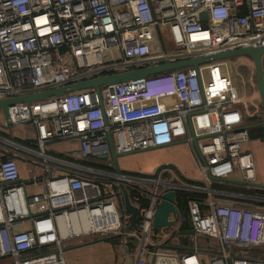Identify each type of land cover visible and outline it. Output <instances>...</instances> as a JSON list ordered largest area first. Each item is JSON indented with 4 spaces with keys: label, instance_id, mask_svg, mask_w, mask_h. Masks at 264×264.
<instances>
[{
    "label": "built area",
    "instance_id": "obj_1",
    "mask_svg": "<svg viewBox=\"0 0 264 264\" xmlns=\"http://www.w3.org/2000/svg\"><path fill=\"white\" fill-rule=\"evenodd\" d=\"M245 46H264V0H0V99ZM98 91L102 107L88 87L10 104L7 120L0 110V264H66L65 241L94 237L117 238L133 264H264V255L234 253L264 245V210L244 205L247 194L212 188L207 177L239 172L255 181L243 148L245 116L254 113L241 102L228 61ZM23 125L34 127L36 147L15 138ZM108 134L116 153L184 140L202 183L186 181L169 163L115 173ZM54 140L76 141L73 160L48 153ZM19 156L43 165L44 174L23 177ZM121 186L138 209L135 227ZM171 190L206 194L203 204L187 199L193 233L184 243L176 242V203L173 224L152 228Z\"/></svg>",
    "mask_w": 264,
    "mask_h": 264
},
{
    "label": "water",
    "instance_id": "obj_2",
    "mask_svg": "<svg viewBox=\"0 0 264 264\" xmlns=\"http://www.w3.org/2000/svg\"><path fill=\"white\" fill-rule=\"evenodd\" d=\"M200 17L204 18V13H200ZM238 57H246L249 59L254 68L255 73V79H256V86H257V92L259 96L260 106L263 113V120L256 124H250L246 126L248 129L264 126V46L260 47H254V46H245V47H239L232 50H227L215 54L210 55H202V56H194L187 59H177L173 62H164L154 65H148V66H141L129 70H123L120 72H116L113 74L96 77L88 80L83 81H77L75 83L53 87L45 90H40L36 92H31L23 95H16L11 97H6L0 99V110L3 112V115L5 116V119L7 120V106L10 104H13L15 102H26L30 103L32 101H38L42 99H46L50 96H60L63 93L69 92V91H75V90H81L88 87H93L97 90L98 93V99H99V105L102 107V101L101 96L99 93V86L100 85H109L113 83L133 80L137 78H143L151 74L160 73L167 70L172 69H178L183 68L186 66H193L197 67L199 64H204L207 62L217 61V60H224V59H234ZM108 140H109V150L113 161V168L115 173H120V169L118 166V157L123 155H128L134 152L142 151V150H135L133 152L129 153H116L111 141V136L108 134ZM193 140L196 141L197 138L193 137ZM180 143L184 142V140L179 141ZM207 177L211 181H218V182H228L243 186H248L252 188H258V189H264V183L259 182H252V181H246L242 179H231V178H219L212 176L209 172H207ZM121 193H122V207L130 214L129 216V222L132 227L136 226V217L138 213V209L131 204L129 197L127 195L126 189L124 186L120 187ZM175 198H176V192L174 190L165 192L162 194L160 202L157 204L154 216H153V224L152 228L154 231L160 230L164 227L171 226L173 224V220L170 219V217H174L176 215V208H175ZM122 207L117 206L118 212L122 213ZM181 233L185 234H192L193 230L188 229L181 231ZM110 239V237H105L101 239H97V241L100 240H106ZM95 242V241H93ZM91 242H88L86 244H89Z\"/></svg>",
    "mask_w": 264,
    "mask_h": 264
},
{
    "label": "rangeland",
    "instance_id": "obj_3",
    "mask_svg": "<svg viewBox=\"0 0 264 264\" xmlns=\"http://www.w3.org/2000/svg\"><path fill=\"white\" fill-rule=\"evenodd\" d=\"M230 64L231 72H233V80L235 84L242 91L241 102L247 106L248 110L255 111L261 110L259 97L257 94V86L255 73L252 62L246 57H238L234 59H227ZM17 129V128H16ZM56 143L53 150L68 149L66 142ZM193 152L188 144H179L174 148L166 149L163 147L153 148L134 152L128 155L118 157L119 169L122 168V160L129 161L130 170L151 173V171L164 162L174 163L181 168H186L198 177V172L193 168L191 158ZM21 173L25 178L33 175L35 177L44 174L43 165L30 160H20ZM221 201V200H219ZM105 237H94L67 240L63 244V255L66 264H131V256H126L124 259L116 247L119 246L117 238H110L106 240L97 241ZM95 241V242H93ZM91 242L89 244H86ZM118 245V246H117ZM120 247V246H119ZM249 250L258 248L256 246H249ZM121 248V247H120ZM244 254V253H243Z\"/></svg>",
    "mask_w": 264,
    "mask_h": 264
},
{
    "label": "crops",
    "instance_id": "obj_4",
    "mask_svg": "<svg viewBox=\"0 0 264 264\" xmlns=\"http://www.w3.org/2000/svg\"><path fill=\"white\" fill-rule=\"evenodd\" d=\"M239 90H240V88H239ZM257 94H258V92H257ZM240 95H241V98H242V91H240ZM247 111L249 113L253 112L254 113L253 116L255 115L256 118L258 116L262 115L261 116L262 117L261 121L263 120L262 110L259 111L258 109H256L255 111H251L250 112L248 110V108H247ZM251 117L252 116H250V115L249 116L248 115L245 116L246 126H248L250 124H256L257 119L255 118L256 120L252 121V120L249 119ZM257 123H259V122H257ZM16 128H15V138L19 142H21L23 144H26V145H30L32 147H36L35 144H34V140H33V137L35 135L34 127H32L30 125H23V126H18ZM179 141H175V142H173V143H171L168 146H165L163 148L171 149V148L176 147L179 144H186L184 142L180 143ZM61 142H66L68 149L63 150V152L62 151L59 152V150H56V149L53 150V148L55 147V144L56 143H60V142H58V140H54V141H50L49 143H47L46 150L48 151V153L53 154L55 156H58V157H61V158H64V159H68V160H73L72 156L73 155L76 156V154H77V152H76L77 151V143H76V141L75 140H61ZM189 148H190V146H189ZM243 148H244L245 151H247V152H249L251 154L252 159H253V163H254L253 172H254V175H255V181L254 182L264 183V140H262V139H260L258 137H251L250 136L249 141L243 146ZM21 160L25 161V159H23V158ZM79 161L83 162V163H86L85 161H81V160H79ZM117 161H118V166H119V160H117ZM128 162L129 161L122 160V168L124 169V171L120 170L121 172H125V173H127V172H129V173H137V172L139 173V172H141V170L135 172V171H133V169L131 171L129 169L130 165H128ZM191 162H192L193 168L198 172V170L194 166L193 157L191 158ZM164 163L171 164L176 169L177 173L183 179L189 180V182L196 183V184L202 183L199 172H198V177H197L194 172H193V174H191V172H189V170L184 168V167L181 168V167L177 166L176 164L170 163V162H164ZM160 165H162V164H160ZM160 165H158V166H160ZM157 167H155L151 172L156 170ZM19 168H20V171H21L20 163H19ZM110 169L114 171L113 166ZM229 178H231V179H242V175L239 172H235ZM226 183L229 184V185L235 186L236 188H245V189H250V190L251 189H258V188H252V187L238 185V184H233V183H228V182H226ZM262 190H264V189H262ZM235 193H241L242 194L241 191H237ZM243 194H247V195L250 196V197H247V198L243 199V204L244 205H246L248 207H251V208H260V209L264 210V195L263 194L262 195L261 194H256V193L251 194V193H245V192ZM253 197H255V198H253ZM184 230H188V229H183V230L179 229L178 233H176V238H177L176 242H180V243L186 242L185 241L186 240L185 233H181V231H184ZM158 231L159 230H157L156 232H158ZM182 236H184V237L180 238ZM77 241H80V240H77ZM256 247L262 248V246H256ZM116 249L120 251L121 256L123 257V259L126 256H131L132 257L131 258V264H133L134 258L132 256V254L125 253L119 246L116 247ZM263 254L264 253H261V254H258V255H263Z\"/></svg>",
    "mask_w": 264,
    "mask_h": 264
},
{
    "label": "trees",
    "instance_id": "obj_5",
    "mask_svg": "<svg viewBox=\"0 0 264 264\" xmlns=\"http://www.w3.org/2000/svg\"><path fill=\"white\" fill-rule=\"evenodd\" d=\"M261 116H258L256 118V116L254 115L249 119L252 121L257 119V121H256V123H257V122L261 121V119H262ZM248 131H249V135L251 137H258V138L264 140V126L251 128ZM127 173H129V172H127ZM186 181L189 182V180H186ZM210 186L214 189L227 190V191H231V192L241 191L242 193L245 192V193H251V194L256 193V194H261V195L263 194L264 195V190H262V189H251L250 190V189H245V188H236L235 186L229 185L225 182L212 181L210 183ZM189 198L197 199L198 201L202 202L201 204H203L204 200L206 199V194L203 192H197V191H187V190L177 191L175 203H176L178 210L182 213V220H181V224H180L181 230L189 227V219H188L187 210H186L187 209L186 203H187V199H189ZM183 237L184 236H182L180 238H183ZM249 248L250 247L235 249L234 253H237L238 255L242 254V255H247V256H258V254L264 253V245L262 246V248H255V249L253 248L252 250H249Z\"/></svg>",
    "mask_w": 264,
    "mask_h": 264
},
{
    "label": "flooded vegetation",
    "instance_id": "obj_6",
    "mask_svg": "<svg viewBox=\"0 0 264 264\" xmlns=\"http://www.w3.org/2000/svg\"><path fill=\"white\" fill-rule=\"evenodd\" d=\"M18 159H19V161L21 160V159H20V156H19V158H18Z\"/></svg>",
    "mask_w": 264,
    "mask_h": 264
}]
</instances>
